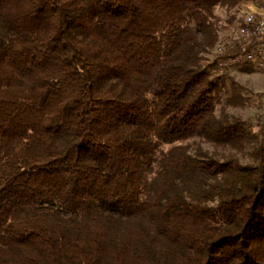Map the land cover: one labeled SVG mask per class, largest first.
<instances>
[{
  "label": "trees",
  "instance_id": "1",
  "mask_svg": "<svg viewBox=\"0 0 264 264\" xmlns=\"http://www.w3.org/2000/svg\"><path fill=\"white\" fill-rule=\"evenodd\" d=\"M237 1L0 0V264H264V125L208 58Z\"/></svg>",
  "mask_w": 264,
  "mask_h": 264
},
{
  "label": "rangeland",
  "instance_id": "2",
  "mask_svg": "<svg viewBox=\"0 0 264 264\" xmlns=\"http://www.w3.org/2000/svg\"><path fill=\"white\" fill-rule=\"evenodd\" d=\"M259 2L260 0H238L237 4L232 8L226 7L216 10L215 15L219 20L220 30L218 40L214 45L211 54L208 55L210 60H212L216 45L234 30L242 13L249 8L255 7ZM226 74L236 84L248 92L246 96L250 98L252 104L243 108H228L227 113L238 118L254 119L256 122H260V124L264 125V71L254 69L252 72L247 73L236 68L226 72L225 75ZM183 145L188 146V149L192 154H197L201 150L202 152H208L212 156L220 158L221 160L226 156L234 155L242 165L253 163L252 147H246L244 151L239 153L231 149L214 147L198 139L190 140Z\"/></svg>",
  "mask_w": 264,
  "mask_h": 264
},
{
  "label": "built area",
  "instance_id": "3",
  "mask_svg": "<svg viewBox=\"0 0 264 264\" xmlns=\"http://www.w3.org/2000/svg\"><path fill=\"white\" fill-rule=\"evenodd\" d=\"M212 60L219 76L244 66L264 71V0L242 13L234 30L216 45Z\"/></svg>",
  "mask_w": 264,
  "mask_h": 264
}]
</instances>
